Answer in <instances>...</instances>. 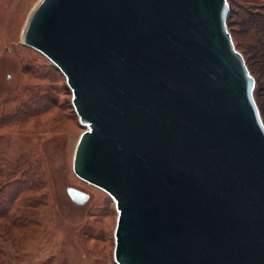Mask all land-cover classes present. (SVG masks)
<instances>
[{
  "label": "water",
  "instance_id": "95a60500",
  "mask_svg": "<svg viewBox=\"0 0 264 264\" xmlns=\"http://www.w3.org/2000/svg\"><path fill=\"white\" fill-rule=\"evenodd\" d=\"M229 14L227 0H38L26 20L22 43L86 126L72 169L114 202L116 264H264V123Z\"/></svg>",
  "mask_w": 264,
  "mask_h": 264
},
{
  "label": "rangeland",
  "instance_id": "374dc122",
  "mask_svg": "<svg viewBox=\"0 0 264 264\" xmlns=\"http://www.w3.org/2000/svg\"><path fill=\"white\" fill-rule=\"evenodd\" d=\"M37 1L0 0V264H116L114 202L72 169L86 126L61 72L21 41ZM262 4L230 0L234 29L236 14ZM246 60L264 122V57ZM68 187L88 198L73 201Z\"/></svg>",
  "mask_w": 264,
  "mask_h": 264
},
{
  "label": "trees",
  "instance_id": "16d2710c",
  "mask_svg": "<svg viewBox=\"0 0 264 264\" xmlns=\"http://www.w3.org/2000/svg\"><path fill=\"white\" fill-rule=\"evenodd\" d=\"M227 1L230 7L227 27L231 33L235 47L242 53L246 65L247 57H264V11L254 9L236 14L235 19L239 20L238 22H240L241 27L234 29L232 23L234 20L231 22L230 19L235 13L232 11L230 0ZM262 6L264 7V4Z\"/></svg>",
  "mask_w": 264,
  "mask_h": 264
}]
</instances>
